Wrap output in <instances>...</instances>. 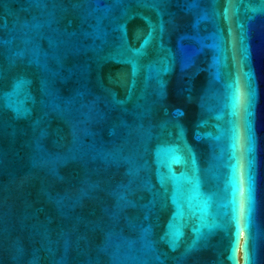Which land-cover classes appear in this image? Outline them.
Wrapping results in <instances>:
<instances>
[{
  "label": "water",
  "instance_id": "obj_1",
  "mask_svg": "<svg viewBox=\"0 0 264 264\" xmlns=\"http://www.w3.org/2000/svg\"><path fill=\"white\" fill-rule=\"evenodd\" d=\"M0 264H264V0H0Z\"/></svg>",
  "mask_w": 264,
  "mask_h": 264
}]
</instances>
